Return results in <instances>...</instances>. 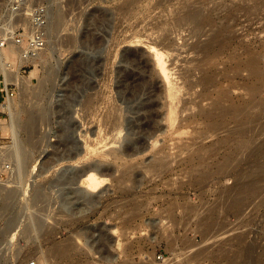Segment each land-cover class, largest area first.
<instances>
[{"label":"rangeland","instance_id":"obj_1","mask_svg":"<svg viewBox=\"0 0 264 264\" xmlns=\"http://www.w3.org/2000/svg\"><path fill=\"white\" fill-rule=\"evenodd\" d=\"M12 1L0 0V41L9 38L6 24L21 19ZM32 1L58 23L42 58L22 72L34 71L33 89L13 99L21 122L29 108L46 112L33 136L18 128L29 154L23 183L5 184L15 162L0 180L5 193L21 188L12 210L0 191V232L18 217L0 264H264V107L250 111L251 100L264 103V0ZM153 37L167 38L166 61L182 89L176 121L167 120L168 92L147 46ZM9 47L1 49L18 69ZM232 107L234 119L224 116ZM12 141L2 129L0 148ZM139 144L143 151L131 155ZM160 148L186 160L160 166L152 161ZM91 164L108 180L96 191L80 182ZM56 248L67 252L52 259Z\"/></svg>","mask_w":264,"mask_h":264},{"label":"bare ground","instance_id":"obj_2","mask_svg":"<svg viewBox=\"0 0 264 264\" xmlns=\"http://www.w3.org/2000/svg\"><path fill=\"white\" fill-rule=\"evenodd\" d=\"M262 2H263V0H262ZM205 3V2H204ZM199 5V4H198ZM201 5H203V3L201 4ZM201 5H200V7L198 6V7H196V8H201ZM183 11V10H182ZM192 11H193V14L194 13H196L197 11H196V9H192ZM181 12V11H180ZM187 12V11H186ZM189 13H191V11L189 12ZM184 14V13H183ZM186 14V13H185ZM192 14V15H193ZM188 16H189V14H187ZM191 15V16H192ZM51 16V15H50ZM180 16V15H179ZM190 16V17H191ZM55 18V16L54 15H52V18ZM182 17V16H181ZM187 16H185V18H186ZM188 18V17H187ZM51 19V18H50ZM182 19V18H181ZM184 19V18H183ZM205 22V25H207V23H206V21H204ZM209 22V21H208ZM57 21H52V23H51V21H50V23H49V29H50V39L48 40L49 41V43H51V39H52V32L54 31V28H55V26L57 25ZM198 23H200L199 25H197V26H202L204 23L203 22H198ZM211 23V22H210ZM210 23H208V24H210ZM7 25V28L5 29L6 30V33H7V37H9V43H10V47H9V49H10V51L11 52H16L17 51V49L16 48H14L13 46H12V42H11V38H12V36H13V33H14V31H15V28H16V26H12V24H6ZM48 29V30H49ZM149 34V33H148ZM147 34V35H148ZM153 34V33H152ZM156 35V34H155ZM154 35V36H155ZM159 35V34H158ZM153 36V35H152ZM152 38V37H151ZM154 38V37H153ZM160 37H158V39L156 40V38H154L155 40H150L148 43H147V46H148V50H149V52H150V55H153V60H154V62H155V64H156V67H157V70L159 71H157L158 73H160V75L162 76V79H163V82L165 83V86H166V89H167V92H168V99H169V112H168V118H167V120L169 119L170 121H176V118H177V106H179L178 105V103H177V101H179V99L177 100V97L179 96V91L181 90L182 91V89H180L181 88V86H179V83L177 84L176 82H174V79H173V72H172V67H170L168 64H167V59H166V56L168 55L167 53L169 52V51H165L164 49H165V45H167V44H165V45H163L164 44V42H166V40H167V38L165 39H162V38H160ZM217 37L216 36H213L211 39H210V41L211 40H215ZM145 39V38H144ZM147 39V38H146ZM150 39V38H149ZM148 39V40H149ZM137 41L135 42V41H132V42H134V43H143V40L142 39H140L139 38V40L138 39H136ZM168 41V40H167ZM167 43V42H166ZM131 44V43H130ZM171 44V43H170ZM142 45H145V44H142ZM173 47V46H172ZM147 48V47H146ZM167 48V47H166ZM176 48V47H175ZM2 49H4V48H2ZM1 49V47H0V73L5 77V80L6 81H9L10 80V76L11 75H15V79H16V81H17V83H18V85H19V93H20V96L23 98V96L25 97V93L27 92V91H29L30 89H33V85H32V82H31V78H32V76H34V71H32V73H31V76L29 77H27V76H24V75H22V74H20V70L19 69H15L14 68V64L13 63H11V61H10V59H9V55H7L6 53H4L3 52V50ZM188 49V48H187ZM211 49H212V46L209 44V45H207V47H206V49H205V51H207V54H209L210 52H211ZM147 50V49H146ZM167 50V49H166ZM168 50H170V48L168 49ZM184 50V49H183ZM18 52V51H17ZM167 52V53H166ZM175 54V53H174ZM188 54H189V52H188ZM178 55V54H177ZM139 57V56H138ZM141 57V56H140ZM38 58H42V56L40 55ZM136 58V57H135ZM152 58V57H151ZM171 58V57H170ZM258 59L259 58H253L252 59V62H256V61H258ZM137 62V61H136ZM135 62V63H136ZM146 64V63H145ZM142 65V64H141ZM140 65V66H141ZM149 66V65H148ZM151 66V65H150ZM155 66V65H154ZM152 67V66H151ZM144 69V68H143ZM142 69V70H143ZM147 69V68H146ZM152 69V68H151ZM141 70V71H142ZM150 70V69H149ZM153 70V69H152ZM13 72H15V73H13ZM156 72V71H155ZM212 72V71H211ZM147 73V72H146ZM150 73V72H149ZM253 73H255L256 75L257 74H259L258 76H261V74H262V71H258V70H254V72ZM141 74V73H140ZM143 74V73H142ZM145 74V73H144ZM47 75H49V74H47ZM51 75V74H50ZM53 75H56V74H53ZM205 75H206V73H205ZM211 75V74H210ZM137 76V75H136ZM135 76V77H136ZM148 76H150V75H148ZM47 77H49V76H46V78ZM44 78H45V76H44ZM45 78V79H46ZM132 78V77H131ZM178 78H180V77H178ZM209 78V77H208ZM44 79V80H45ZM52 79H53V77H52ZM148 79H150L149 77H148ZM177 79V78H176ZM175 79V80H176ZM43 80V79H42ZM41 80V81H42ZM181 80V79H180ZM40 81V83H42ZM46 81V80H45ZM44 81V85H46L47 83L46 82H49V81H46L45 82ZM53 81V80H52ZM142 81V80H141ZM150 81V80H149ZM178 81H179V79H178ZM143 82V81H142ZM148 82V81H147ZM191 82V81H190ZM52 83V82H51ZM135 84V83H134ZM137 84H138V82H137ZM183 84V83H182ZM181 84V85H182ZM192 84V83H191ZM41 85V84H40ZM136 85V84H135ZM139 85V84H138ZM184 85V84H183ZM210 85V84H209ZM43 86V85H42ZM39 87V86H38ZM186 87V86H185ZM130 88V87H129ZM41 89V88H40ZM35 90V89H34ZM154 92H156V91H154ZM248 93H249V95H252L251 94V90H248ZM151 94V93H150ZM153 95V94H152ZM149 96H151V95H149ZM156 97V96H155ZM182 97V96H181ZM24 99V98H23ZM152 99V98H151ZM182 99V98H181ZM21 100V99H20ZM254 101H255V99H253V100H251L250 101V103H251V109H250V111H256V110H259L260 108H262V107H264L263 105H264V103L262 102H259L258 104L256 103V105H253V104H255L254 103ZM16 102V101H15ZM18 102H20L19 100L17 101V103L16 104H18ZM156 102V101H155ZM165 102H166V100H165ZM181 102H182V100H181ZM143 103V102H142ZM150 103H152V102H150ZM149 102H148V104L146 105V103H145V105L146 106H148L149 104H150ZM153 104V103H152ZM214 104V103H213ZM218 104H219V102H218ZM142 105V104H141ZM154 105V104H153ZM153 105H152V107H151V109H153ZM182 105V104H181ZM180 105V106H181ZM215 105H216V103H215ZM253 105V106H252ZM217 106V105H216ZM149 107V106H148ZM148 107H147V110H149L148 109ZM19 108V107H18ZM29 108V107H28ZM43 108V107H42ZM42 108H40L39 110L37 109V110H35L34 108H29V109H27V110H25V113H26V115H27V117H26V119L23 121V122H21L20 121V119H19V116L20 115H18V112L16 111V107H15V104H14V102H13V100H10L9 101V103H8V105H7V107H6V110H7V112H8V115H9V122H3V126H2V128H1V130L2 129H6V128H8V130H9V133H11V135H12V143L10 144V145H7L6 147H4V148H0V166L1 167H3L4 165H5V163L7 164V162H15L16 163V169L14 170V172L11 174V177L7 180V181H5V184L6 183H9L8 181H10V183H17V182H19L20 180H21V182L20 183H23L22 182V180H24V179H21L22 178V174H23V172L24 171H27L26 169H25V167H26V160L28 159V152L24 149V146H23V142H22V140H21V138H20V133H19V130H18V128L19 127H22V128H24L27 132H28V134H30V136H33L34 135V133L36 132V129H37V125H38V122H39V119H42V116L45 114V112H46V110H45V107H44V109H42ZM141 108V107H140ZM144 108V107H143ZM155 108V107H154ZM214 108V107H213ZM22 109V108H21ZM20 109V110H21ZM23 109H24V107H23ZM179 109V108H178ZM154 110V109H153ZM180 110H182V109H180ZM202 110V109H201ZM210 110H208L206 113H208ZM23 112H24V110H23ZM155 112H156V110H155ZM204 112V111H203ZM202 111H201V113H203ZM224 112H225V115L224 116H226V117H228V118H233V117H235V115H236V110L234 109V107H232L231 109L229 108V110H224ZM144 113V112H143ZM151 113H153V112H151ZM200 113V112H199ZM205 112H204V116H206L207 117V115H205L206 114ZM211 114L213 113V111L212 112H210ZM20 114V113H19ZM147 114V113H146ZM144 115V114H143ZM149 115V114H148ZM155 115V114H154ZM202 115V114H201ZM213 115V114H212ZM150 116V115H149ZM152 117H153V115H151ZM203 116V117H204ZM211 116V115H210ZM210 116H208V117H210ZM43 117H45V116H43ZM152 117H150V118H152ZM155 118V117H154ZM152 119V121H155L154 123V125H152V124H149V126H151V128L152 129H150V132H149V134H147V138H149V139H147V141H149V140H151V138H153L154 137V135H157L156 134V131H157V127H156V120L155 119ZM225 118V117H224ZM149 119V118H148ZM205 119V118H204ZM226 119V118H225ZM234 119V118H233ZM142 120H143V118H142ZM146 120V119H145ZM199 120V119H198ZM208 120V119H207ZM160 121H161V117H160ZM146 122H147V120H146ZM204 122V121H203ZM144 123V122H143ZM150 123V122H149ZM159 123V122H158ZM166 123V122H165ZM164 123V124H165ZM172 123V122H171ZM174 123V122H173ZM146 124H148V123H146ZM163 125V124H162ZM171 125H173V124H171ZM146 127H147V125H145ZM161 125H159V127H160ZM149 128V127H148ZM157 128V129H156ZM164 128V127H163ZM145 129V128H144ZM147 129V128H146ZM145 129V130H146ZM159 129H161V128H159ZM145 130H143L144 132H146ZM151 130H152V132H151ZM161 130H164V129H161ZM141 132V131H140ZM147 132V133H148ZM159 132H161L160 130H159ZM163 132V131H162ZM141 134V133H140ZM162 134V133H161ZM143 135V134H142ZM145 135H146V133H145ZM145 135H143V136H145ZM142 136V137H143ZM158 136H160V135H158ZM129 137V136H128ZM136 137V136H135ZM138 137V136H137ZM140 137H141V135H140ZM142 137H141V139H142ZM146 137V136H145ZM157 137V136H156ZM158 139V138H157ZM131 140H132V137H131ZM138 140V139H137ZM143 140V139H142ZM145 140V139H144ZM159 140V139H158ZM158 140H156L155 139V137H154V140L151 142V145L153 144V147L152 146H150V149H152V148H156V146H157V144H156V141H158ZM129 141V140H128ZM160 141V140H159ZM115 142V141H114ZM140 142V141H139ZM144 142V141H143ZM146 142V141H145ZM144 142V144L146 145V143ZM179 142V141H178ZM177 142V143H178ZM137 143H138V141H137ZM141 143V142H140ZM150 143V142H149ZM158 143V142H157ZM181 143V142H180ZM179 143V144H180ZM131 144H133V143H131ZM143 144V143H142ZM143 144V145H144ZM159 144V143H158ZM179 144H177V146L179 145ZM194 144V143H193ZM193 144H190V145H192V149H194L195 148V145L197 144H195V145H193ZM134 145V144H133ZM140 145V146H139ZM138 146H139V148H135V151L133 152V150H131V152L132 153H130V151H129V153L131 154V155H133L135 152H137V153H140L141 151H143L142 149H140V147H141V144H139ZM162 145V144H161ZM174 145V144H173ZM172 145V146H173ZM176 145V144H175ZM174 145V147L176 148L177 146H175ZM187 145H189V144H187ZM148 146L149 145H146L145 147H147L148 148ZM182 146H184V145H181L179 148V150H181L183 147ZM90 147V146H89ZM133 147V146H132ZM144 147V146H143ZM144 147V148H145ZM173 147V148H174ZM178 147H177V149H178ZM87 148V147H86ZM107 148V147H106ZM129 148V147H128ZM172 148V147H171ZM170 148V149H171ZM190 148V149H191ZM104 149V148H103ZM122 149V148H121ZM123 149H125L124 147H123ZM159 149V148H158ZM186 150H187V148H185ZM188 149H189V147H188ZM191 149V150H192ZM196 149V148H195ZM130 150V149H129ZM148 150H149V148H148ZM153 150V149H152ZM155 150V149H154ZM153 150V151H154ZM167 150V149H166ZM165 150V151H166ZM176 150V149H175ZM191 150H187V151H190L191 152ZM126 151H128V150H126ZM145 151V150H144ZM164 150H163V148H160V150H159V152L157 151V153H159L160 154V156L158 155V154H156V152H154L153 153V156H154V154H155V157H153L152 158V161L154 160V158H155V160L153 161L154 163H156L157 162V164L159 163V165L161 164V163H163V167H165L164 166V162H169L168 163V165H170V163L172 162V163H174L175 161H179V159L183 156V155H181V154H179V155H181V157L180 156H178L177 158H178V160H175L174 159V157H176V156H174L173 157V159L171 158V157H169V154L171 153H168V152H165ZM169 151V150H168ZM172 151V150H171ZM174 151V150H173ZM172 151V154L174 153ZM178 151V150H177ZM176 151V152H177ZM182 151H183V149H182ZM182 151H180V152H182ZM93 152V154H99V155H97V156H100V153L98 152V150H93L92 149V151H91V153ZM101 152V151H100ZM104 152H105V150H104ZM163 152H165L166 154L164 155V153ZM175 152V153H176ZM185 152V151H184ZM183 152V153H184ZM195 152V151H194ZM81 153V152H80ZM115 153V152H114ZM127 153V152H126ZM129 153H127V154H129ZM137 153H136V155H137ZM161 153H163V154H161ZM167 153H168V156H167ZM175 153H174V155H175ZM182 153V154H183ZM192 153V152H191ZM88 154H90V153H88ZM92 154V155H93ZM142 154V153H141ZM177 154H178V152H177ZM176 154V155H177ZM186 154H188V153H186ZM87 155V154H86ZM103 155H104V153H103ZM113 155V154H112ZM124 155V154H123ZM145 155H146V153H145ZM149 155H151V157H152V153L151 154H149ZM159 156L158 158H157V161H156V156ZM191 154H189L188 155V157L190 156ZM96 156V157H97ZM107 156H108V154H107ZM109 156H110V154H109ZM114 156V155H113ZM120 155H118V154H116V157L117 158H120L119 157ZM126 156V155H125ZM129 156V155H128ZM135 156V155H134ZM133 156V157H134ZM170 156H172V155H170ZM184 156H185V153H184ZM183 156V157H184ZM196 156V155H195ZM86 157V156H85ZM151 157H149V158H151ZM180 157V158H179ZM182 157V158H183ZM186 157V156H185ZM102 158H103V156H102ZM121 158H122V156H121ZM135 158V157H134ZM190 158V157H189ZM193 158L194 157H192V160H193ZM87 159H89V157H87ZM112 159V158H111ZM136 159V158H135ZM172 159V160H171ZM184 159V158H183ZM182 159V160H183ZM188 159V158H187ZM118 160H120V159H118ZM146 160H149V159H146ZM186 160V159H185ZM185 160H183V161H185ZM190 160V159H189ZM181 161V160H180ZM179 161V162H180ZM182 161V162H183ZM188 161V160H187ZM125 162V161H124ZM144 162V161H143ZM147 162V161H146ZM149 162V164H150V162L151 161H148ZM148 162L147 163H145V164H147L146 166H148L149 164H148ZM182 162H180V164H182ZM130 163V162H129ZM153 163V165H154V167H156V164H154ZM101 164V163H100ZM142 164V163H141ZM152 164V163H151ZM175 164V163H174ZM174 164H171V166H173ZM184 164V163H183ZM187 164V163H186ZM9 165H11V164H9ZM85 165V164H84ZM95 165V164H94ZM94 165H89L88 167L86 166V168L85 169H82V171H80V172H82V176H80L81 178V184H82V186L84 187V188H86L87 190H89V191H96L98 188H100L101 186H103V184L104 183H106V181H108L107 180V177L104 175L105 174V171L103 172V174L99 171L100 169H99V166H101V165H97V166H94ZM129 166H130V164H128ZM165 165L167 166V163H165ZM131 166L133 167V165L131 164ZM146 166H145V168H146ZM161 166V165H160ZM182 166V165H181ZM151 167H153V166H151ZM167 167H169V166H167ZM166 167V168H167ZM174 167V166H173ZM15 168V167H14ZM84 168V167H83ZM130 168V167H129ZM170 168V167H169ZM168 168V169H169ZM130 169H132V168H130ZM135 169V167L133 168V170ZM147 169V168H146ZM151 169V168H150ZM150 169H148V170H150ZM12 170H13V168H12ZM107 170V169H106ZM109 170V169H108ZM127 170H129V169H127ZM155 170V169H154ZM110 171V170H109ZM115 171V170H114ZM132 171V170H131ZM151 171V170H150ZM12 172V171H11ZM122 172V171H121ZM124 172V171H123ZM122 172V173H123ZM127 172V171H126ZM142 172H143V170H142ZM152 172V171H151ZM107 173V172H106ZM109 173V172H108ZM111 173H113V172H111ZM139 172H137V174H138ZM141 173V172H140ZM149 173V172H148ZM130 174V173H129ZM150 174V173H149ZM79 175V174H78ZM131 175V174H130ZM133 176V175H132ZM129 178V180H130V176L128 177ZM3 182V181H2ZM13 184V185H14ZM18 185H19V187H18ZM18 185H16V188H15V186H14V188H12V189H9V191L7 192V193H5L6 191H4L3 189L4 188H6V186H4V184H0V191L1 190H3V191H1V192H4L6 195H4V197L5 198H7V199H13V201L10 203H7L8 201H6V200H4L3 201V203L5 202L6 203V208H8V209H10V210H12V208H13V206H14V200L16 199V196L17 195H19L20 194V190H21V188H20V184H18ZM22 185V184H21ZM18 187V188H17ZM34 187V186H33ZM32 187V188H33ZM233 187V186H232ZM233 188H236V185H235V187H233ZM20 189V190H19ZM18 192H19V194H18ZM3 193V194H4ZM35 193V192H34ZM34 193H32L33 194V197H34ZM36 194V193H35ZM0 195H2V193H0ZM37 195V194H36ZM35 195V196H36ZM32 196V195H31ZM2 197V196H1ZM230 198V197H229ZM0 200H1V198H0ZM18 201V200H17ZM234 202V201H233ZM233 202H232V205H233ZM2 203V202H1ZM16 203V202H15ZM11 204V205H10ZM5 205V204H4ZM3 205V206H4ZM2 207V206H1ZM0 207V208H1ZM5 207H3V209L5 208ZM3 209L2 210H0V211H3ZM28 209V208H27ZM6 211V210H5ZM1 213V212H0ZM3 214V213H2ZM4 215V214H3ZM2 215V216H3ZM1 216V215H0ZM10 220V221H9ZM8 221V225H7V228L5 229L6 230V232H10V236L8 237V239L7 240H5V242L4 243H9L10 241H11V237H12V235L15 233V231H16V225H17V220H18V217L17 216H15L14 215V217H12L11 219H9ZM1 243L2 242H0V245H1ZM55 249V248H54ZM53 250V249H52ZM51 250V252H48L47 253V255L49 256V257H51L52 259H54V258H56V257H60V255H64V254H66V250H61V249H57L56 248V250H53L52 251Z\"/></svg>","mask_w":264,"mask_h":264},{"label":"built area","instance_id":"obj_3","mask_svg":"<svg viewBox=\"0 0 264 264\" xmlns=\"http://www.w3.org/2000/svg\"><path fill=\"white\" fill-rule=\"evenodd\" d=\"M12 11L19 14V19L13 36L11 38L12 46L17 49L19 56L20 74L30 67L35 60L42 54L48 45V26L49 11L44 3H34L32 0H13ZM9 45V38L0 41V47ZM15 73V72H13ZM19 95V85L15 75L10 76L6 81L0 74V131L3 126V115L6 114V107L10 100ZM12 167L5 164L0 168V180L8 176ZM29 264H41L37 261H31Z\"/></svg>","mask_w":264,"mask_h":264},{"label":"water","instance_id":"obj_4","mask_svg":"<svg viewBox=\"0 0 264 264\" xmlns=\"http://www.w3.org/2000/svg\"><path fill=\"white\" fill-rule=\"evenodd\" d=\"M9 236L10 232H6V230L4 229L0 232V242H5V240H7Z\"/></svg>","mask_w":264,"mask_h":264}]
</instances>
